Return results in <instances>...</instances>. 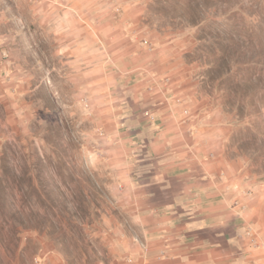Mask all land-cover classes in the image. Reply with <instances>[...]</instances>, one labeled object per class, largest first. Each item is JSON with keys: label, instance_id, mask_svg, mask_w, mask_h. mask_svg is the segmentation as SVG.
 Listing matches in <instances>:
<instances>
[{"label": "rangeland", "instance_id": "obj_1", "mask_svg": "<svg viewBox=\"0 0 264 264\" xmlns=\"http://www.w3.org/2000/svg\"><path fill=\"white\" fill-rule=\"evenodd\" d=\"M2 12L0 264H110L135 222L106 130L169 101L261 196L264 224V0H0Z\"/></svg>", "mask_w": 264, "mask_h": 264}, {"label": "crops", "instance_id": "obj_2", "mask_svg": "<svg viewBox=\"0 0 264 264\" xmlns=\"http://www.w3.org/2000/svg\"><path fill=\"white\" fill-rule=\"evenodd\" d=\"M10 27L2 12V58L13 42ZM151 110L150 120L123 118L106 130L120 141L113 153L135 222L116 239L110 264H264L261 207L251 206L261 196L256 201L234 178L226 151L199 147L177 103Z\"/></svg>", "mask_w": 264, "mask_h": 264}]
</instances>
